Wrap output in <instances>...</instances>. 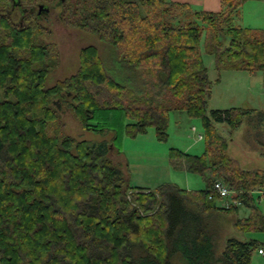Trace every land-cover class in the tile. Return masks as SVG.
<instances>
[{"label": "trees", "instance_id": "1", "mask_svg": "<svg viewBox=\"0 0 264 264\" xmlns=\"http://www.w3.org/2000/svg\"><path fill=\"white\" fill-rule=\"evenodd\" d=\"M243 1L208 10L175 0H20L15 19L11 0H0V264H250L258 240L228 236L217 252L210 216L244 204L250 212L236 227L264 230L253 194L264 188V169L241 167L215 122L232 132L249 118L261 124L264 111L208 108L213 80L202 56L212 55L217 70L264 79V28L235 21ZM39 3H57L63 24L97 35L128 67L132 86L92 43L79 49L75 72L46 86L58 53L42 36L49 28L33 8ZM55 99L83 129L106 137L66 134ZM170 110L201 118L204 152L170 147L169 163L201 174L205 188L133 186L128 165L111 154L120 151L115 123L132 136L152 125L165 138ZM215 179L238 202L220 203Z\"/></svg>", "mask_w": 264, "mask_h": 264}, {"label": "rangeland", "instance_id": "2", "mask_svg": "<svg viewBox=\"0 0 264 264\" xmlns=\"http://www.w3.org/2000/svg\"><path fill=\"white\" fill-rule=\"evenodd\" d=\"M10 7H15L13 17L18 19L17 7L12 4ZM48 7L49 9L45 14H40L41 16H48L42 20L40 17L43 24L49 28V31L42 36L45 40L55 44L58 63L45 78L46 86L75 72L79 65V49L90 43L99 47L100 54L104 58L107 68L110 71L112 69L113 75L127 85L132 86L129 81L132 78L128 74V67L121 68L117 57L111 51H107L109 49L105 47V44L99 40L97 35L63 24L59 17L60 5L57 3ZM18 10L23 12L21 7ZM235 21L244 26L264 28V0H244L240 5V13ZM202 56L208 68L209 77L213 80L211 95L207 103L208 108H226L230 106H251L257 110L264 108V79L261 72L252 73L245 69L217 70L212 55L207 54L202 49ZM55 107L64 122V132L66 134L77 138H85L90 142H96L106 137L101 133L83 129L68 107L62 106L61 103L60 108L56 105ZM127 120L125 119L124 122ZM122 124L123 120L114 124L117 131H115L116 137L112 143L114 148L120 151L119 153L117 150L112 152L114 150L111 148V154L115 161L128 165L129 181L131 175H138L142 178V183L150 188H154L165 181L187 189L206 187L207 182L201 174L191 171L185 166L177 167L169 163L170 147H177L194 154L204 152L205 138L199 116H191L184 110H170L165 138H159L152 125H149L146 131L132 136L126 132ZM215 126L219 132L227 137L229 154L238 161L241 167L264 169V155L259 153L257 144L254 145L252 141L248 122L243 121L232 132L223 122H215ZM199 134L202 137L199 138ZM233 194L231 192V195ZM253 194L255 205L264 212V188L254 190ZM219 202L230 204L232 201L231 198L224 197ZM238 205L240 206L236 212L225 214L213 211L211 213L210 223L214 228L218 227L217 249H221L222 243L228 236L240 239L253 237L264 247V230L244 231L234 224L237 216H246L250 212L246 205ZM220 220L222 225L219 224ZM250 264H264V254L258 253L255 249L252 252Z\"/></svg>", "mask_w": 264, "mask_h": 264}, {"label": "crops", "instance_id": "3", "mask_svg": "<svg viewBox=\"0 0 264 264\" xmlns=\"http://www.w3.org/2000/svg\"><path fill=\"white\" fill-rule=\"evenodd\" d=\"M175 1H183V2L190 4V6H192L193 8H201V9H208V10H219L221 7V0H175ZM242 107H248V106H242ZM248 108H255V107L249 106ZM261 110L264 111V108ZM249 119H246L244 121L248 122L249 124V131H250L251 137L253 138L252 141L254 145L257 144L259 153L264 155V120L261 124L257 125L255 120H252V119L249 120ZM141 179L142 178L138 175H134V176L131 175L130 184L133 186L149 187L146 184L142 183ZM216 213H219V212H216ZM219 222H220L219 224L222 225L221 220ZM215 228L217 229V232H218V227H215ZM223 244L224 242L222 243L221 248L223 247ZM218 251H219V248L217 249V252Z\"/></svg>", "mask_w": 264, "mask_h": 264}, {"label": "built area", "instance_id": "4", "mask_svg": "<svg viewBox=\"0 0 264 264\" xmlns=\"http://www.w3.org/2000/svg\"><path fill=\"white\" fill-rule=\"evenodd\" d=\"M200 137H202V135L201 134H199V138ZM213 191L215 192V193H217L218 195H220L221 197H229V199L231 198V201L232 202H238V198L237 197H235V196H233V195H231V192H232V194L234 193H236V191L235 190H233V189H230L222 180H220V179H215L214 181H213ZM224 204V203H223ZM224 205H228V204H224ZM258 252L259 253H262V254H264V248H262V247H260V248H258Z\"/></svg>", "mask_w": 264, "mask_h": 264}, {"label": "water", "instance_id": "5", "mask_svg": "<svg viewBox=\"0 0 264 264\" xmlns=\"http://www.w3.org/2000/svg\"><path fill=\"white\" fill-rule=\"evenodd\" d=\"M12 5H17V6H21L20 0H11ZM34 9H36V13L37 14H45L46 11L49 9V7L47 5H44L43 3H39L37 6L33 7ZM24 9V8H23ZM53 103L60 108V102L58 99H55L53 101Z\"/></svg>", "mask_w": 264, "mask_h": 264}, {"label": "flooded vegetation", "instance_id": "6", "mask_svg": "<svg viewBox=\"0 0 264 264\" xmlns=\"http://www.w3.org/2000/svg\"><path fill=\"white\" fill-rule=\"evenodd\" d=\"M22 7V6H21Z\"/></svg>", "mask_w": 264, "mask_h": 264}]
</instances>
